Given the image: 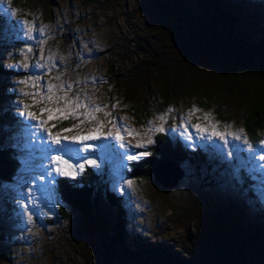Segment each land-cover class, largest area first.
<instances>
[{
	"label": "rangeland",
	"instance_id": "1",
	"mask_svg": "<svg viewBox=\"0 0 264 264\" xmlns=\"http://www.w3.org/2000/svg\"><path fill=\"white\" fill-rule=\"evenodd\" d=\"M162 2L158 13L153 0H0V146L20 160L12 180L0 182V264H161L119 252V244L132 251L156 243L185 264H217L210 252L221 237L235 262L264 264V235L251 234L264 224V133L250 144L243 103L212 87L226 43L218 28L231 24L230 47L239 36L245 46L264 43V0H187L191 22L176 21L177 7ZM205 4L211 11L198 21ZM68 23L71 41L63 43ZM157 132L207 152V160H184L175 181L172 163L161 165V182L131 177ZM57 134L97 139L56 145ZM80 163L98 175L90 219L56 189L57 176L79 177Z\"/></svg>",
	"mask_w": 264,
	"mask_h": 264
},
{
	"label": "trees",
	"instance_id": "2",
	"mask_svg": "<svg viewBox=\"0 0 264 264\" xmlns=\"http://www.w3.org/2000/svg\"><path fill=\"white\" fill-rule=\"evenodd\" d=\"M153 1L155 2L153 10L160 13L161 11H159V7L156 3L158 0ZM159 1L162 2V0ZM169 1L171 4L173 3V7H177L176 9H178L174 11V18L176 21L179 22L181 19H187L188 22H191V17H194L195 14L185 12L184 9L187 8V5L189 6L187 0H166V3ZM166 3L162 2L164 8V4ZM170 7L173 8L172 6ZM200 10L201 11L197 12L199 15L195 16L199 17L198 21H201L202 18H206L211 11L207 4L203 5ZM214 18L219 19L217 15H214ZM197 25L200 27L199 22H197ZM230 25L231 24L226 25L225 23L221 26L223 29L218 28L220 38L226 43H222L223 49L219 55L218 67L213 75L212 87L214 92H222L231 96H236L243 103L244 112L240 116L241 126L247 141L250 144H256L262 140L261 134L264 133V43L258 41L257 44L254 43L245 46L239 36L237 40L239 45L236 47L226 45L231 38L228 33ZM207 30L211 29L207 26ZM64 32L63 30V33ZM67 32H69V30ZM206 35L212 36L213 38L218 36V34L207 33ZM196 37H199L200 41L203 39L200 35H196ZM62 42L66 43L63 40ZM201 44L202 43H200V45ZM222 44H220V46ZM139 56H141V54H139ZM109 71L110 73L112 72V74L114 73L112 64H110ZM115 75H117L116 72ZM164 98L166 99L165 95ZM216 112L220 114L221 110L216 108ZM154 138L155 142L154 145L151 146L150 156L146 160H143V162L134 164L131 177L143 178L150 175L154 177V168L155 166L157 167V165L172 163L174 166L177 165L181 167L180 164L184 162V160L190 161L193 165L200 164L207 160V152L197 148L191 149L185 146L179 139L171 141L168 134L165 132H157ZM141 165H143V167ZM19 166L20 160L17 156V152L13 149L0 146V182H10ZM138 166H141V168H138ZM178 167L177 169L181 170V168ZM180 170L174 181L180 177ZM247 171L246 169H242L240 172L243 180H248L247 177L250 175L252 176V173L250 171H248L250 172L248 173ZM182 177L183 173L180 178ZM158 178L162 181L161 177ZM97 181L98 175L94 173V170L90 167H87L79 177L74 180L66 176H57L56 189L61 199L68 207L82 217L90 219ZM185 194L186 192L183 190V196ZM104 197L107 202L113 204V206L120 211L121 208L117 207L119 202L113 199L111 193L105 191ZM249 198L253 200L254 195L250 193ZM263 227L264 224L262 227H258L256 231H252L251 234L257 237L264 235ZM116 233L117 239L120 241L123 234L121 226L116 229ZM221 240L216 238L213 242V249L210 252L211 256L213 255L217 259V264H246V262H235L236 256L232 252L231 245H229L228 241L223 237H221ZM119 252L124 259L128 260L135 258L138 260L141 258H150L161 264H166L170 260H175L177 262L176 264H185L183 258L177 256V252L171 251L162 243H156L154 246H138L136 250L132 251L127 250L122 244H119Z\"/></svg>",
	"mask_w": 264,
	"mask_h": 264
},
{
	"label": "snow or ice",
	"instance_id": "3",
	"mask_svg": "<svg viewBox=\"0 0 264 264\" xmlns=\"http://www.w3.org/2000/svg\"><path fill=\"white\" fill-rule=\"evenodd\" d=\"M50 111L61 112V110L59 108L54 109V110H49L47 108L41 109V113H43V112H50ZM192 111L195 112V111H198V109L193 108ZM61 114L63 115V113H61ZM27 115L30 116L32 119H38V117H36L35 114H33V113H27ZM56 118H57L56 116L51 115V114L48 116V119L49 120L56 119ZM64 118H67V117L65 116ZM161 119H163V117H161ZM45 123L46 122L41 121L40 127L43 128ZM54 126L55 125H53V127ZM195 127L198 128V129L200 128L199 125H195ZM158 130H163V129H158ZM64 131H71V130L70 129H65ZM201 131H203V129H201ZM69 139H72L74 141L80 142V141H83V140L97 139V137L94 136V135H87V136H77V137H71L70 138V137H67V136L61 137L59 134H57L56 136L53 137V140H54V142H55L56 145H60L62 140H69ZM148 143H152V141L149 140ZM90 147H91V145H84V148L85 149L90 148ZM146 154L147 153H143V155H146ZM130 158L131 159H137L138 157L137 156H132ZM260 159L261 160H264V156H261ZM56 161L58 163H63L65 165H67L68 167H74L73 165H70L67 160H64L62 156H57L56 157ZM85 162L87 164H89V165H96L97 164V160H95V159H87ZM75 167H79V169L81 171H83L84 164L83 163H80V164L76 165ZM56 171H61V169L60 168H57ZM66 174H68V175H75L76 173L73 170L72 172H68Z\"/></svg>",
	"mask_w": 264,
	"mask_h": 264
},
{
	"label": "water",
	"instance_id": "4",
	"mask_svg": "<svg viewBox=\"0 0 264 264\" xmlns=\"http://www.w3.org/2000/svg\"><path fill=\"white\" fill-rule=\"evenodd\" d=\"M70 26H71V24L70 23H68V24H66V25H64L63 26V30L65 31L62 35H61V37H62V40L64 41V42H70L71 41V34L69 33V32H67L68 30H69V28H70ZM176 167H178L177 165H176ZM180 176H181V174H182V171L180 170ZM157 175V176H156ZM159 173H157V169H156V166H155V168H154V178L156 179V180H158V181H160L161 182V180L158 178L159 176ZM179 178V177H178ZM177 178V179H178ZM175 183V182H174ZM174 185V184H173Z\"/></svg>",
	"mask_w": 264,
	"mask_h": 264
},
{
	"label": "bare ground",
	"instance_id": "5",
	"mask_svg": "<svg viewBox=\"0 0 264 264\" xmlns=\"http://www.w3.org/2000/svg\"><path fill=\"white\" fill-rule=\"evenodd\" d=\"M156 169H157V173H159V175L161 173V176L163 175L162 173H165V171H161V169H162L161 165H157Z\"/></svg>",
	"mask_w": 264,
	"mask_h": 264
}]
</instances>
